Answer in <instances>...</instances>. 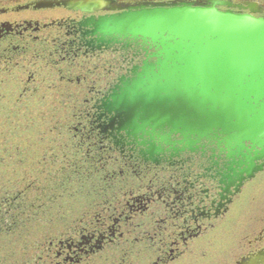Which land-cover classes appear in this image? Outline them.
Instances as JSON below:
<instances>
[{
	"label": "flooded vegetation",
	"instance_id": "af4514ba",
	"mask_svg": "<svg viewBox=\"0 0 264 264\" xmlns=\"http://www.w3.org/2000/svg\"><path fill=\"white\" fill-rule=\"evenodd\" d=\"M15 1L0 5V65L29 62L21 70L34 84L23 93L45 86L43 69L58 78L70 111L62 128L67 152L83 164L70 194L83 199L73 213L45 221L24 248L17 236L9 251L0 242V264H264V144L140 129L116 110L114 97L155 65L158 51L140 39L93 35L88 24L183 0ZM230 1L241 7L233 12L264 16L263 1ZM8 203L17 207L16 197L0 194V212Z\"/></svg>",
	"mask_w": 264,
	"mask_h": 264
},
{
	"label": "water",
	"instance_id": "95a60500",
	"mask_svg": "<svg viewBox=\"0 0 264 264\" xmlns=\"http://www.w3.org/2000/svg\"><path fill=\"white\" fill-rule=\"evenodd\" d=\"M235 7L183 0L90 20L93 35L140 39L158 51L155 65L114 97L116 110L142 130L168 127L185 138L218 132L227 143L263 146L264 16Z\"/></svg>",
	"mask_w": 264,
	"mask_h": 264
},
{
	"label": "trees",
	"instance_id": "16d2710c",
	"mask_svg": "<svg viewBox=\"0 0 264 264\" xmlns=\"http://www.w3.org/2000/svg\"><path fill=\"white\" fill-rule=\"evenodd\" d=\"M11 66L12 64L0 65V77L3 76L0 82L4 87L0 88V194L9 192V197H16L17 203V207L16 204H4L7 213L0 212L2 228H10L9 231H0V242L8 251L11 250L14 236H17L20 248L30 240V236L37 239L41 235L40 228L44 222L36 230L33 228L31 233V221L33 218L49 221L50 218L38 215L42 212V205L55 204L61 197L66 200L67 193L79 188L80 174L76 175L73 171L83 165L74 156L73 159L69 158L67 149L72 145L65 143L66 139L61 136V130L70 113L66 108L67 101L58 96L48 100L32 95V98H13L12 101L11 97L6 96L8 94L5 90L6 84L11 83L6 80L11 74ZM36 100L38 102L35 104L45 103L46 100L48 104H45L46 110L37 116L31 111H22L23 107L18 106L19 102L33 104ZM21 152L23 156L20 155ZM30 183H33L32 188ZM77 197L83 199L80 198L81 195L75 196L74 199H69V206L75 203ZM71 209L67 213H73Z\"/></svg>",
	"mask_w": 264,
	"mask_h": 264
},
{
	"label": "rangeland",
	"instance_id": "374dc122",
	"mask_svg": "<svg viewBox=\"0 0 264 264\" xmlns=\"http://www.w3.org/2000/svg\"><path fill=\"white\" fill-rule=\"evenodd\" d=\"M6 1L7 0H0V5L1 6L4 5ZM118 1H122L123 3H135V2L140 1V0H118ZM149 1H169V0H149ZM235 1H247V0H235ZM248 1L251 2V1H255V0H248ZM15 2L21 3V2H23V0H16ZM256 2H258V1H256ZM27 64H29V62H26V61L25 62H20L18 65L12 64V66L10 68L11 69V74L6 79V80H9L11 82V83H7L6 84L7 86H5V90L7 91V94H8V95L5 94L6 96H8L9 98L11 97L12 101H13V98H19V99H21V98H25V97H28V96H29V98H32L31 95L34 96V97H41L43 99L44 98L48 99V98H51V97L53 98L55 96H58L60 99H63L62 96H59V92L57 91V89H55V87L58 88L60 86V84L58 82V78L57 79H55V78L53 79L52 78L51 80L49 78H47L46 77V72H47L46 69H43L40 72V75L41 76H39V78L41 80H43V78H44L43 82H44L45 86H42L41 89H40V87H38V90L37 91H35L33 88L32 89L30 88L31 89L30 92L23 93V88H22L23 85H26L27 87H30V85H33L34 84V83L28 84L29 82L27 81V77H28L27 71L24 72V69L21 70L22 69L21 67L23 65L25 66ZM29 71H31V70H29ZM0 79H3V76L0 77ZM34 79L35 80H39L36 77ZM1 83L2 82H0V85H1ZM2 85H3V83H2ZM2 85L0 86V88L1 89L2 88L4 89V87ZM46 85H47V87H46ZM48 85H50V88H48ZM53 89H55V90H53ZM43 101H45V100H43ZM37 102H38L37 100L33 104L31 102H29V103L28 102L27 103L19 102L18 103V106L19 107H23V108H21L22 111H25V112L31 111L34 116H37L38 114H41L43 111H45L46 109H44V108H46V105H48L47 104V100H46L45 103H42V104L41 103L35 104ZM60 107H62V105ZM50 115L51 114H49V116ZM57 115L59 116L60 114L57 113ZM67 117H68L67 119H69L70 118V115H68ZM37 124H38V122H36V129H38ZM64 132H65V130L62 129L61 130V136H62V138L65 135ZM33 133H34V131L32 130V134ZM20 138H21V136H20ZM18 139H19V136H18ZM20 155L23 156L22 152H21ZM68 156H69L70 159H73L72 158V155H70V153L68 154ZM22 160H25V159H22ZM49 169H51V168H49ZM78 193H75V194L74 193H72V194L67 193L66 200H63V197H61L59 199V201H57L55 204H50V203L47 204L46 203V205H44L42 207V212L41 213H38V215L40 216L42 214L43 216L48 217V218H50L49 220H51L52 218L53 219L56 218V216H58L62 212H68V210L70 209V206H69L70 200L69 199H71V198L74 199L75 196H78ZM61 195H66V194L61 193ZM78 198L79 197H77V199ZM42 222H45V221H43L41 219L38 220V218H33V220L31 221L32 228L29 231L32 233V229L35 228V230H36V228L38 226H40ZM43 228H40L41 231L43 230ZM27 236H30V235H27ZM21 247H23V245ZM21 247H20V249H21ZM6 250L7 249L3 248L2 251L5 252Z\"/></svg>",
	"mask_w": 264,
	"mask_h": 264
}]
</instances>
